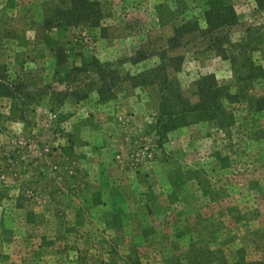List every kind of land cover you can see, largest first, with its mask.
<instances>
[{
  "label": "rangeland",
  "instance_id": "obj_1",
  "mask_svg": "<svg viewBox=\"0 0 264 264\" xmlns=\"http://www.w3.org/2000/svg\"><path fill=\"white\" fill-rule=\"evenodd\" d=\"M50 1L0 0V64L28 96L12 115L0 98V264L263 261L264 110L242 102L226 129L189 120L159 143L158 88L124 81L166 52L183 58L168 76L190 102L200 75L233 86L230 63L192 37L168 49L173 27L203 23L207 0H88L105 38L83 24L46 30ZM223 1L238 18L233 42L264 30L254 0ZM93 59L118 81L99 82ZM247 92L264 95V78Z\"/></svg>",
  "mask_w": 264,
  "mask_h": 264
},
{
  "label": "trees",
  "instance_id": "obj_2",
  "mask_svg": "<svg viewBox=\"0 0 264 264\" xmlns=\"http://www.w3.org/2000/svg\"><path fill=\"white\" fill-rule=\"evenodd\" d=\"M258 10L264 11V0H254ZM102 9L98 2L88 0H70L68 2L55 0L45 5L43 24L46 30L54 26L75 27L87 25L98 29L101 38H105L104 27L101 26ZM202 24L198 18L183 21L173 27L172 36L168 39V49H177L192 37L194 44L211 51L222 60H227L234 74L233 86L220 85L214 74L200 75L196 79L194 103L183 95L176 79H170L168 73L178 72L182 65V57H168L166 52L160 53L159 63L145 72L136 75H126L124 81L130 87L158 88L154 129L162 143L168 134L179 126L192 123L207 122L220 129H226L234 123V109L236 104L249 102L255 111L264 110V95L252 96L247 92L249 85L264 78V66L255 59V53H262L264 59V30L261 27L249 29L244 37L233 42L229 30L238 24V18L231 5L223 0H207L202 9ZM201 51V50H200ZM198 49L196 53L199 54ZM96 68L99 82L106 85L108 81L119 75L111 71L108 65H101L97 59L91 63ZM112 84V82H111ZM113 86V85H112ZM24 86L16 83L7 75L5 67L0 64V98L10 101L11 115L16 106L27 104L24 97ZM109 89H98V97L109 100ZM25 98H28L26 95ZM25 106V105H23ZM5 117L0 114V132ZM22 119V117L20 118ZM133 264H140L137 258ZM218 264H264L263 261L247 262L239 258L234 263L221 262Z\"/></svg>",
  "mask_w": 264,
  "mask_h": 264
}]
</instances>
